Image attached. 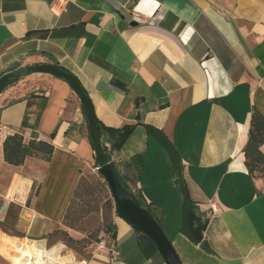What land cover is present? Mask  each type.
<instances>
[{"label": "crops", "instance_id": "crops-1", "mask_svg": "<svg viewBox=\"0 0 264 264\" xmlns=\"http://www.w3.org/2000/svg\"><path fill=\"white\" fill-rule=\"evenodd\" d=\"M38 64L78 78L122 181L151 208L182 264H264V180L245 154L253 116L264 118V0H0V77ZM149 129L180 156L206 224L197 245L180 232L182 195ZM15 134L52 144L51 160L7 163L4 142ZM94 165L86 115L65 81L35 74L10 84L0 96V234L12 236L0 237V254L8 257V239L35 243L60 229ZM114 225L108 245L119 257L103 251L86 264H166L144 255L124 221Z\"/></svg>", "mask_w": 264, "mask_h": 264}, {"label": "trees", "instance_id": "trees-1", "mask_svg": "<svg viewBox=\"0 0 264 264\" xmlns=\"http://www.w3.org/2000/svg\"><path fill=\"white\" fill-rule=\"evenodd\" d=\"M65 70L63 67H61ZM67 71V70H65ZM68 72V71H67ZM20 78L11 79L5 89L12 83L18 81ZM85 91V90H84ZM86 92V91H85ZM87 94V92H86ZM99 125V123H98ZM251 130H250V138L248 145L245 149V154L247 158V166L252 175H255L256 171L264 172V155L260 152V146L264 144V118L255 114L252 118L251 122ZM100 128V125H99ZM152 134H154L162 146L166 149L168 153V157L172 166V170L174 176L176 178V182L180 193L182 195V225L180 228V232L185 235L192 243L199 244L203 240L204 231L206 224L203 223L196 213V205L190 197L188 189L183 181L182 171H181V160L180 156L173 146V144L167 139V137L160 131L155 129H149ZM133 128H126L124 132L121 133L120 141L118 145L113 148L120 149L127 138L130 136ZM101 135V130H100ZM93 147V145H92ZM107 153H109L107 147H105ZM54 153V146L45 141H37L32 140L28 144H24L23 137L20 134H15L13 136H9L4 142V157L7 163L20 166L24 163L27 157H36L41 158L47 162H49ZM122 181V179H121ZM123 185L128 189L125 183L122 181ZM83 186V178L80 180L79 185L74 193V198L67 210V213L64 218V223L69 219L72 206L74 204V200L78 197ZM129 190V189H128ZM137 196V195H136ZM140 202L143 203L144 207L150 210V207L137 196ZM109 206L111 209H115L111 202H109ZM154 214V213H153ZM156 217V216H155ZM157 219V218H156ZM158 223L162 226L161 222L157 219ZM163 227V226H162ZM108 234L115 235V225L114 222L107 229ZM139 238V246L147 258H152L155 255H158V251L153 242L143 235H138ZM68 245H80L82 241H76L70 237L67 238Z\"/></svg>", "mask_w": 264, "mask_h": 264}, {"label": "water", "instance_id": "water-1", "mask_svg": "<svg viewBox=\"0 0 264 264\" xmlns=\"http://www.w3.org/2000/svg\"><path fill=\"white\" fill-rule=\"evenodd\" d=\"M35 74L50 75L65 81L79 98L88 122L89 136L96 157V167L109 187L118 218L129 225L138 235L150 239L166 264H182L176 249L155 215L144 207L138 197L123 185L116 164L112 156L106 152L101 140L100 128L92 101L75 75L52 64H38L16 69L0 77V96L11 79Z\"/></svg>", "mask_w": 264, "mask_h": 264}, {"label": "rangeland", "instance_id": "rangeland-1", "mask_svg": "<svg viewBox=\"0 0 264 264\" xmlns=\"http://www.w3.org/2000/svg\"><path fill=\"white\" fill-rule=\"evenodd\" d=\"M255 176L264 180V172L256 171ZM82 178L83 186L74 200L69 219L65 223L63 221L60 229L53 230L44 238L47 241V247L53 249L55 246H60L59 252L67 264H86L91 260L101 261L103 250L99 247L100 243L106 241V245L108 244L110 238L107 236V229L118 217L115 209L109 206V202L113 207L115 203L96 165ZM6 234L1 233L0 237L12 236ZM68 237L82 241V244L68 245L66 242ZM24 244L32 245L33 243L28 240L8 239L5 251L8 257L0 254V264H18L16 247Z\"/></svg>", "mask_w": 264, "mask_h": 264}, {"label": "bare ground", "instance_id": "bare-ground-1", "mask_svg": "<svg viewBox=\"0 0 264 264\" xmlns=\"http://www.w3.org/2000/svg\"><path fill=\"white\" fill-rule=\"evenodd\" d=\"M59 249H60V246H55L53 249H51L49 251L46 250L44 240L42 242H40V241L35 242L32 245L26 244L25 246H23L22 251L20 253L19 264H25L24 260L22 259L23 253H25V255H27V256H34L35 259L47 257V260L51 261V263H53V264H66L67 263L66 260L60 257ZM27 256H25V257H27Z\"/></svg>", "mask_w": 264, "mask_h": 264}, {"label": "built area", "instance_id": "built-area-1", "mask_svg": "<svg viewBox=\"0 0 264 264\" xmlns=\"http://www.w3.org/2000/svg\"><path fill=\"white\" fill-rule=\"evenodd\" d=\"M134 18L135 19H138L139 18V15L138 14L134 15ZM211 209H212V211H216V205L212 204ZM107 236L109 238H111L112 237V234H108ZM43 240L45 241V249L48 250V251L51 250V248L47 247V244H46L47 241L45 239H43ZM43 240L40 239V240L35 241V242H39V241L42 242ZM99 247H100L101 250L107 252V254L109 255L111 261H114V260H116L119 257V252L116 249V247L114 246V244L112 246H109L108 244L106 245V241H102L100 243V246ZM25 256H27V255H25V253H23L22 254V257L23 258L22 259L24 260L25 264H53V263H51V261H48L47 260V257H43V258H40V259H35L34 256H27V257H25ZM60 257L63 258L61 256V253H60Z\"/></svg>", "mask_w": 264, "mask_h": 264}]
</instances>
